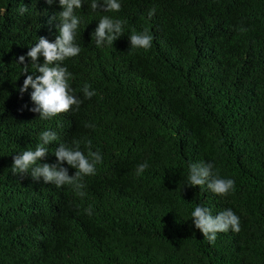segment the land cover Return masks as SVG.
<instances>
[{"label":"trees","instance_id":"obj_1","mask_svg":"<svg viewBox=\"0 0 264 264\" xmlns=\"http://www.w3.org/2000/svg\"><path fill=\"white\" fill-rule=\"evenodd\" d=\"M90 2L75 13L81 52L63 62L80 108L41 120L29 111L33 89H19L35 71L27 52L41 36L55 42L63 9L0 0V264H264V0H118L119 12ZM105 15L125 21L124 33L98 48L92 34ZM145 29L152 47L131 49L129 36ZM45 130L59 139L41 163H56L54 148L73 139L85 155L89 140L100 151L83 198L13 174L14 156L35 150ZM200 162L233 179L234 192L188 186ZM197 206L214 216L231 208L241 231L210 244L193 223Z\"/></svg>","mask_w":264,"mask_h":264},{"label":"clouds","instance_id":"obj_2","mask_svg":"<svg viewBox=\"0 0 264 264\" xmlns=\"http://www.w3.org/2000/svg\"><path fill=\"white\" fill-rule=\"evenodd\" d=\"M56 0H46L48 5H53ZM84 0H59V5L63 9L56 17L60 23L57 25L58 35L55 42H50L45 37H40L39 41L27 52V57L31 59V69H35L32 75H27L23 86L19 89L21 97L29 88L33 89L30 93L31 101L35 105L29 109L33 113H38L41 120H50L60 114L68 113L73 110L78 111L82 101L75 95L70 81L72 73L63 66V62L80 54L81 48L76 44L77 30L80 18L75 14L77 9H81ZM90 8L93 11L119 12L121 4L118 0H91ZM20 15L28 11L27 7L18 9ZM156 12L155 8L149 10V17ZM120 19H113L110 16H103L99 20L98 27L92 34V39L96 47L112 46L124 33V24ZM241 32L248 31L241 26ZM131 49H143L145 51L152 47L153 36L145 29L142 33L133 32L130 36ZM43 57L41 64L40 57ZM26 57L21 55L17 63L23 64V73L27 74L30 67L25 63ZM38 73V74H36ZM91 85L85 83L83 95L86 99H91L96 95L95 90H90ZM86 127L94 128L92 124ZM40 143L35 150H25L14 156L12 171L14 175L21 177L31 176L34 181L41 178L45 184H52L57 188L70 186L74 193L83 198L86 192L84 178L96 174L97 165L103 163V157L99 150H92L91 141H87V155L80 150L81 141L73 139L71 145L59 143L52 151L57 158L54 164L41 163L49 154V145L58 141L55 131L45 130L39 134ZM68 166L76 169L74 175L69 174ZM149 167L147 162L139 164L136 174L139 176ZM213 163H192L189 166L187 177L188 186L203 189L206 185L213 193L227 197L234 192L235 181L233 179L221 178L214 170ZM85 212L91 216L92 207L89 206ZM191 217L195 228L203 233L204 239L210 244L215 245L218 233H226L232 230L235 233L241 231L240 219L231 208L213 215L210 209L202 206L195 207L191 212Z\"/></svg>","mask_w":264,"mask_h":264}]
</instances>
